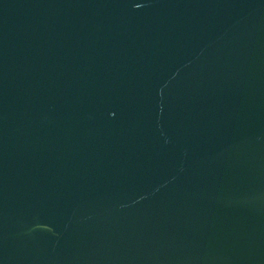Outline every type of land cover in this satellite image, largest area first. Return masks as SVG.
<instances>
[{
	"label": "water",
	"instance_id": "1",
	"mask_svg": "<svg viewBox=\"0 0 264 264\" xmlns=\"http://www.w3.org/2000/svg\"><path fill=\"white\" fill-rule=\"evenodd\" d=\"M0 264H264V0H0Z\"/></svg>",
	"mask_w": 264,
	"mask_h": 264
}]
</instances>
